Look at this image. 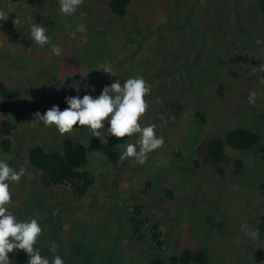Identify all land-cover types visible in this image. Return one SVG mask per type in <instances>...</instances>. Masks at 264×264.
<instances>
[{
    "label": "rangeland",
    "instance_id": "1",
    "mask_svg": "<svg viewBox=\"0 0 264 264\" xmlns=\"http://www.w3.org/2000/svg\"><path fill=\"white\" fill-rule=\"evenodd\" d=\"M0 12L7 16L0 20V80L23 90L18 99L0 96V121L16 124L8 136L10 148L0 158L25 172L10 185L9 207L19 219H38L43 232L36 247L42 255L51 258L49 247L55 242L64 264H147V244L131 237L126 211L136 201L161 222L164 257L191 247L206 249L208 264H264V235L252 241L241 231L242 224L253 228L264 215L261 153L227 147L221 178L212 165L193 166L202 140L235 126L259 132L264 144L259 118L264 110V12L259 0H133L123 18L110 11L107 0H84L71 16L59 11L58 0H0ZM34 23L63 49L61 57L31 40ZM80 25L87 31L78 32ZM106 61L115 77L95 69ZM80 73L88 74L86 80ZM134 75L151 85L145 96L149 108L139 122L155 124L165 140L143 165L132 158L114 163L109 157L135 143V134L116 147L86 127L74 125L60 135L35 115L54 104L66 108L64 97L77 95L71 84L80 85L82 97L84 84L94 85L96 95L103 85ZM250 91L258 93L254 105L247 100ZM198 110L208 117L203 127L196 121ZM64 136L81 139L89 149L96 180L81 199L69 188H45L27 159L32 145L51 148ZM2 138L0 132V144ZM236 160L244 162L239 173ZM146 181L151 187L144 192ZM163 187L171 188L174 198L164 201ZM9 256L14 264H27L23 250Z\"/></svg>",
    "mask_w": 264,
    "mask_h": 264
},
{
    "label": "clouds",
    "instance_id": "2",
    "mask_svg": "<svg viewBox=\"0 0 264 264\" xmlns=\"http://www.w3.org/2000/svg\"><path fill=\"white\" fill-rule=\"evenodd\" d=\"M83 3L84 0H58L59 11L71 16ZM5 18H7L5 13L0 12V20ZM14 22L17 25L20 21L17 19ZM77 31L84 33L87 29L80 25ZM30 37L39 48L49 46L54 56H62L63 49L58 44L52 43L51 36L42 25L32 24ZM257 43L261 42L257 41ZM95 69L103 70L110 77H115L113 66L107 61L99 64ZM80 74L86 80L88 74ZM69 87L73 88L77 95L64 97L66 108L61 110L58 104H54L43 114L35 113L45 127L55 126L60 135L72 132L74 125L86 127L93 136L101 140L105 136L122 138L137 135L135 143L126 144L120 153L121 162L132 158L136 163L143 165L148 160L149 153L163 147L165 140L157 135L156 125L142 126L139 122L149 108L145 96L151 91V85L142 75L130 76L123 83L115 79L110 84L103 85L96 95H93L96 93L94 85L84 84L86 91L82 97L79 95L80 85L74 87L71 84ZM257 95L256 91H250L247 97L248 103L254 105ZM24 175L23 169L17 171L5 159L0 158V264H14V259L10 258L9 253L15 254L19 250H23L27 255V264H64L55 242L49 247L51 258L42 255L40 248L36 247L38 238L43 232L38 219L36 217L19 219L10 210L9 206L12 203L10 185L19 183ZM241 231L252 241H257L261 237L259 228H249L246 223L241 225Z\"/></svg>",
    "mask_w": 264,
    "mask_h": 264
},
{
    "label": "trees",
    "instance_id": "3",
    "mask_svg": "<svg viewBox=\"0 0 264 264\" xmlns=\"http://www.w3.org/2000/svg\"><path fill=\"white\" fill-rule=\"evenodd\" d=\"M132 2L133 0H107L110 11L122 18L130 14L129 10ZM259 7L264 12V0H259ZM103 24L105 28L109 27L107 24ZM14 39L16 41L21 40L18 36ZM22 93V89L9 87L0 80L1 98L5 100L18 99ZM259 118L264 121V110L259 114ZM196 121L202 127L208 123V117L204 110L197 111ZM15 127L16 124L8 118L0 121V132L3 135L0 153L9 150L11 140L8 136ZM123 138L109 137L108 141L117 147L123 142ZM227 147L238 150L257 149L264 158V144L261 143L260 133L244 126H235L223 134L211 136L198 144L196 158L193 160L194 168L198 169L207 164L212 165L215 176L218 178L223 177ZM119 156L120 152L118 150L109 153V157L114 163L118 162ZM27 159L29 164L40 172V178L45 188H69L74 198L77 199L87 196L96 180L94 172L89 168L88 146L79 138L64 136L60 141V145L51 148L39 144L32 145L27 152ZM243 163L242 160H236L237 173L242 169ZM262 186L264 187V183ZM150 187L151 182L146 181L143 191H149ZM161 198L164 201L174 198L173 190L169 187H163ZM126 211L130 222L131 237L142 240L147 244L146 255L149 258L147 264H208L210 261L209 253L204 248L184 247L178 252L164 257L163 254L167 244L161 222L146 215L145 205L136 201H130L127 204ZM253 228H259L260 239H262L264 235V215L261 217V222Z\"/></svg>",
    "mask_w": 264,
    "mask_h": 264
}]
</instances>
